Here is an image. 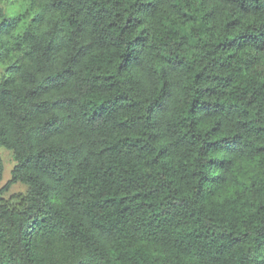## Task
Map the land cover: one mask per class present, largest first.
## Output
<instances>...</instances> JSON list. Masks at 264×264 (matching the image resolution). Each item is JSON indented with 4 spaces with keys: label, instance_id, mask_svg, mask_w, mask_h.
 I'll use <instances>...</instances> for the list:
<instances>
[{
    "label": "trees",
    "instance_id": "16d2710c",
    "mask_svg": "<svg viewBox=\"0 0 264 264\" xmlns=\"http://www.w3.org/2000/svg\"><path fill=\"white\" fill-rule=\"evenodd\" d=\"M3 148L0 264H264V0H0Z\"/></svg>",
    "mask_w": 264,
    "mask_h": 264
},
{
    "label": "rangeland",
    "instance_id": "374dc122",
    "mask_svg": "<svg viewBox=\"0 0 264 264\" xmlns=\"http://www.w3.org/2000/svg\"><path fill=\"white\" fill-rule=\"evenodd\" d=\"M0 155L4 162V178L0 185V189L7 184V182L12 177V170L15 165V159L12 152L6 149L0 150ZM27 193V186L21 183L13 185L9 191L4 194V197L10 200L12 197H19L20 195H25Z\"/></svg>",
    "mask_w": 264,
    "mask_h": 264
}]
</instances>
